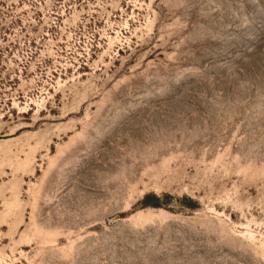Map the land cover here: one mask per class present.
I'll list each match as a JSON object with an SVG mask.
<instances>
[{
  "label": "rangeland",
  "instance_id": "374dc122",
  "mask_svg": "<svg viewBox=\"0 0 264 264\" xmlns=\"http://www.w3.org/2000/svg\"><path fill=\"white\" fill-rule=\"evenodd\" d=\"M0 264H264V0H0Z\"/></svg>",
  "mask_w": 264,
  "mask_h": 264
},
{
  "label": "trees",
  "instance_id": "16d2710c",
  "mask_svg": "<svg viewBox=\"0 0 264 264\" xmlns=\"http://www.w3.org/2000/svg\"><path fill=\"white\" fill-rule=\"evenodd\" d=\"M148 198H149V196L147 195V196H146V200H148ZM148 204H152V205H156V206H158V205H159V202H156V203H148V202L146 201V205H148Z\"/></svg>",
  "mask_w": 264,
  "mask_h": 264
}]
</instances>
